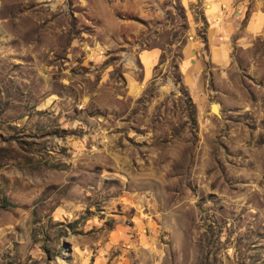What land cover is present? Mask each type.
I'll list each match as a JSON object with an SVG mask.
<instances>
[{
    "label": "rangeland",
    "instance_id": "rangeland-1",
    "mask_svg": "<svg viewBox=\"0 0 264 264\" xmlns=\"http://www.w3.org/2000/svg\"><path fill=\"white\" fill-rule=\"evenodd\" d=\"M231 6L0 0V264H264V0Z\"/></svg>",
    "mask_w": 264,
    "mask_h": 264
},
{
    "label": "crops",
    "instance_id": "crops-1",
    "mask_svg": "<svg viewBox=\"0 0 264 264\" xmlns=\"http://www.w3.org/2000/svg\"><path fill=\"white\" fill-rule=\"evenodd\" d=\"M232 2L233 0H213V3H214L213 13L225 12V14H227V11L229 12L230 7H232L231 6ZM225 17H226L225 19L228 20L227 15ZM263 19L264 18L259 16L258 13H255L249 25L250 32H257L259 29L260 23H262ZM154 58H155V53L151 54V59H154Z\"/></svg>",
    "mask_w": 264,
    "mask_h": 264
},
{
    "label": "water",
    "instance_id": "water-1",
    "mask_svg": "<svg viewBox=\"0 0 264 264\" xmlns=\"http://www.w3.org/2000/svg\"><path fill=\"white\" fill-rule=\"evenodd\" d=\"M212 110H213L214 113H216L217 115H220V111L216 110V105H213Z\"/></svg>",
    "mask_w": 264,
    "mask_h": 264
},
{
    "label": "bare ground",
    "instance_id": "bare-ground-1",
    "mask_svg": "<svg viewBox=\"0 0 264 264\" xmlns=\"http://www.w3.org/2000/svg\"><path fill=\"white\" fill-rule=\"evenodd\" d=\"M216 110L220 111V110H219V106H217V105H216Z\"/></svg>",
    "mask_w": 264,
    "mask_h": 264
}]
</instances>
